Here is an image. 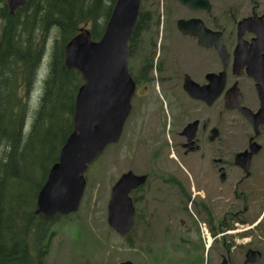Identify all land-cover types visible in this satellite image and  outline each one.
Segmentation results:
<instances>
[{
	"label": "flooded vegetation",
	"instance_id": "1",
	"mask_svg": "<svg viewBox=\"0 0 264 264\" xmlns=\"http://www.w3.org/2000/svg\"><path fill=\"white\" fill-rule=\"evenodd\" d=\"M159 3L157 16L139 9L136 35L159 25L162 47L155 58H132L128 66L134 92L121 134L110 144L113 184L129 171L144 176L129 193L134 223L175 221L166 207L177 208L176 219L192 217L188 205L205 223L206 250L218 244L225 252L220 262L243 264L248 250L263 254L257 240L264 238V68L260 62L257 78L250 76L246 54L264 34L260 26L239 35L238 23L261 22L264 0ZM238 43L242 58L234 67ZM146 204L147 212L138 210ZM236 252L241 263L233 262Z\"/></svg>",
	"mask_w": 264,
	"mask_h": 264
},
{
	"label": "trees",
	"instance_id": "2",
	"mask_svg": "<svg viewBox=\"0 0 264 264\" xmlns=\"http://www.w3.org/2000/svg\"><path fill=\"white\" fill-rule=\"evenodd\" d=\"M115 1L25 0L10 14L0 0V264H44L53 228L69 219L37 214L35 205L72 132L75 92L82 83L80 73L64 64V46L83 25L98 40ZM139 26L140 19L128 55ZM148 27L149 20L142 31ZM83 229L81 224L76 236ZM133 234L134 227L124 236L131 246Z\"/></svg>",
	"mask_w": 264,
	"mask_h": 264
},
{
	"label": "water",
	"instance_id": "3",
	"mask_svg": "<svg viewBox=\"0 0 264 264\" xmlns=\"http://www.w3.org/2000/svg\"><path fill=\"white\" fill-rule=\"evenodd\" d=\"M140 2L141 0H116L98 40L91 38L89 28L80 27L64 46V64L66 68L80 73L82 83L75 92L72 132L63 142L58 160L49 167L47 179L37 192V214L50 217L77 211L85 190L84 173L88 165L108 145L116 142L121 134L134 92V82L127 64L128 40L134 31ZM6 3L10 14H13L16 8L24 5L25 0H6ZM260 26V32L264 34V18L261 22L243 19L238 23L239 35L247 27L258 33ZM263 42L264 37H255L251 43L252 52L246 54L247 73L254 78H257L260 62L263 63L261 68H264ZM240 48L242 45L238 43L234 67L238 65L239 58H242ZM259 49L263 50L261 55ZM248 117L252 119L251 116ZM143 181L144 176L129 171L122 174L109 189L106 221L121 237L126 236L134 225L135 207L129 193ZM260 257L258 250L250 249L245 254L243 264L255 263ZM115 264L133 263L124 260ZM218 264H227V259L224 257Z\"/></svg>",
	"mask_w": 264,
	"mask_h": 264
},
{
	"label": "rangeland",
	"instance_id": "4",
	"mask_svg": "<svg viewBox=\"0 0 264 264\" xmlns=\"http://www.w3.org/2000/svg\"><path fill=\"white\" fill-rule=\"evenodd\" d=\"M159 2L160 0H141L140 10L150 12L153 10L157 16L160 8ZM82 27L88 28L86 25ZM158 30L159 25H155L141 36H135L132 53L127 59L128 66L132 58L138 62L145 54L149 58H155L159 54L162 42L159 44L157 40ZM55 31V28L50 31L51 39ZM50 43L47 44V51H49ZM43 63L46 66V61ZM38 96L34 95L31 102L32 109L37 106ZM111 152V145H108L88 165L84 173L86 185L80 205L77 211L68 214L67 221L69 222L59 220L58 226L53 228L44 264H115L124 260H130L133 264H218L221 255H225V252L218 244L214 246L211 244L212 248L206 250V237L203 240L202 236H199L200 226L205 223L188 205L187 212L193 218L182 214V220L176 219V216L180 215L176 213L177 208L166 207L167 211L173 210L175 221L154 222L153 219H137L133 225L132 246L108 226L106 202H108L109 189L115 177ZM149 209L150 205L146 204V206L140 205L138 210L147 212ZM156 210L161 209L156 208ZM147 221L149 223H146ZM81 224L84 229L79 236H76L75 232ZM147 224V229H145ZM197 239L202 243V248H199ZM257 243L263 252L257 264H264V238L258 239ZM231 257L233 262L238 263H241L244 258L241 252L232 253Z\"/></svg>",
	"mask_w": 264,
	"mask_h": 264
},
{
	"label": "built area",
	"instance_id": "5",
	"mask_svg": "<svg viewBox=\"0 0 264 264\" xmlns=\"http://www.w3.org/2000/svg\"><path fill=\"white\" fill-rule=\"evenodd\" d=\"M201 231H202V236H204V237H206L205 239V241H206V245H208L209 244V241H210V237H209V234L207 233V230H206V228L205 227H203V228H201Z\"/></svg>",
	"mask_w": 264,
	"mask_h": 264
}]
</instances>
